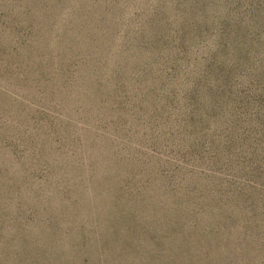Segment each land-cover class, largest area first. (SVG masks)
<instances>
[{
	"label": "rangeland",
	"instance_id": "rangeland-1",
	"mask_svg": "<svg viewBox=\"0 0 264 264\" xmlns=\"http://www.w3.org/2000/svg\"><path fill=\"white\" fill-rule=\"evenodd\" d=\"M0 264H264V0H0Z\"/></svg>",
	"mask_w": 264,
	"mask_h": 264
}]
</instances>
